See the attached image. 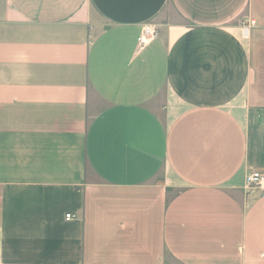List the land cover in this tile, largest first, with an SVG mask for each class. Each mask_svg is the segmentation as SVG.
I'll return each mask as SVG.
<instances>
[{"label": "crops", "instance_id": "0c3cea01", "mask_svg": "<svg viewBox=\"0 0 264 264\" xmlns=\"http://www.w3.org/2000/svg\"><path fill=\"white\" fill-rule=\"evenodd\" d=\"M251 171L264 0H0V264H264Z\"/></svg>", "mask_w": 264, "mask_h": 264}, {"label": "built area", "instance_id": "2783aa9c", "mask_svg": "<svg viewBox=\"0 0 264 264\" xmlns=\"http://www.w3.org/2000/svg\"><path fill=\"white\" fill-rule=\"evenodd\" d=\"M256 25L254 20L249 22V26L246 27V32L248 28ZM159 29L157 26L152 24H147L142 27L141 33L137 39L138 49L143 50L151 42L159 38ZM245 190L248 194H255L258 191H264V173L259 171H251L247 174L245 180ZM75 219L74 214H67L66 220L70 221Z\"/></svg>", "mask_w": 264, "mask_h": 264}]
</instances>
